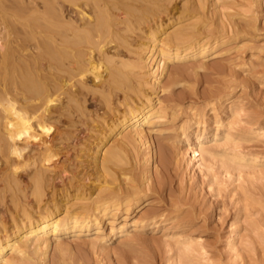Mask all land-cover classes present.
<instances>
[{"label":"rangeland","instance_id":"obj_1","mask_svg":"<svg viewBox=\"0 0 264 264\" xmlns=\"http://www.w3.org/2000/svg\"><path fill=\"white\" fill-rule=\"evenodd\" d=\"M142 5L152 6L142 24L119 25L127 49L107 45L126 65V88L107 105L88 95L85 117L56 124L69 138L52 134L65 171L45 174L42 195L33 174H19L16 190L0 181V264H264V0ZM147 101L141 139L124 127L97 147L128 106ZM126 135L120 174L103 186L94 156L99 164ZM36 219L60 227L27 236Z\"/></svg>","mask_w":264,"mask_h":264},{"label":"bare ground","instance_id":"obj_2","mask_svg":"<svg viewBox=\"0 0 264 264\" xmlns=\"http://www.w3.org/2000/svg\"><path fill=\"white\" fill-rule=\"evenodd\" d=\"M143 1L0 0V181L6 189H18L19 174H33L32 194L43 193L48 182L45 174L65 171L63 162L58 165L60 151L52 137L54 132L60 137L64 133L57 130L56 124L65 120L71 125L76 116L85 117L84 104L88 95L98 94L107 105L117 90L126 88L128 77L119 68L126 65L119 64L114 55L108 53L107 45L115 50L121 46L127 49V37L121 34L119 25L127 32L132 30V21L145 19L148 8H144ZM119 12L123 17H118ZM138 24L140 26L136 22L133 25L137 27ZM165 41L161 39L162 47H166ZM155 48L153 45L150 57L156 53ZM166 50L167 47L161 48L157 53ZM118 64L121 66L117 67ZM89 76L94 87L86 83ZM148 102L132 108L128 106L124 114L111 122L107 135L98 138L97 147L107 136L117 134L124 127L133 129L134 136L141 139L143 134L139 126L150 116ZM192 135L194 139L200 138L195 133ZM131 141L126 135L117 147L106 149L100 165L94 156L95 172L103 175V186L108 184L105 174H109L108 177L120 174L117 169L122 151ZM157 151L160 155L157 161L161 163V152ZM192 152L195 158L197 150ZM148 153L149 160L156 164L150 145ZM28 224L31 231L27 236L46 228L55 234L60 227L56 221L48 223L41 219ZM7 247L0 244V255Z\"/></svg>","mask_w":264,"mask_h":264}]
</instances>
